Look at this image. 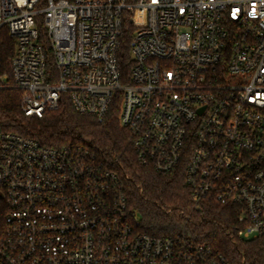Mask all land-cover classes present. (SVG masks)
Returning a JSON list of instances; mask_svg holds the SVG:
<instances>
[{
	"label": "built area",
	"instance_id": "2783aa9c",
	"mask_svg": "<svg viewBox=\"0 0 264 264\" xmlns=\"http://www.w3.org/2000/svg\"><path fill=\"white\" fill-rule=\"evenodd\" d=\"M2 32L0 87L25 116L64 97L113 112L138 162L181 175L197 211L235 205L233 237L264 239V0H0ZM128 181L115 156L0 129V264H229L184 232H141Z\"/></svg>",
	"mask_w": 264,
	"mask_h": 264
},
{
	"label": "trees",
	"instance_id": "16d2710c",
	"mask_svg": "<svg viewBox=\"0 0 264 264\" xmlns=\"http://www.w3.org/2000/svg\"><path fill=\"white\" fill-rule=\"evenodd\" d=\"M14 43L6 32L0 34V74H10ZM0 129L34 138L47 146H81L102 160L117 157L130 175L126 194L128 204L140 216L141 232L153 236L184 232L223 252L229 264H264L263 238L244 240L232 235L237 207L209 198L197 211L181 175L162 174L138 162L130 135L113 112L99 121L78 114L64 97L58 108L46 111L42 118L28 117L21 109V92L0 87Z\"/></svg>",
	"mask_w": 264,
	"mask_h": 264
}]
</instances>
